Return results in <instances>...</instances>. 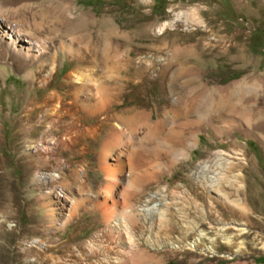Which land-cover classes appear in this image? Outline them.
<instances>
[{
	"label": "rangeland",
	"instance_id": "rangeland-1",
	"mask_svg": "<svg viewBox=\"0 0 264 264\" xmlns=\"http://www.w3.org/2000/svg\"><path fill=\"white\" fill-rule=\"evenodd\" d=\"M131 10L135 13L132 17L127 13ZM207 11L211 14L207 15ZM0 16L19 28L23 37L54 39L58 44L73 36L76 45L87 52L116 55L118 62L108 66L112 77L126 68L128 53L127 64L134 62L135 51L152 55L161 75L155 79L163 81L170 95L190 92L192 100L199 98L205 103L202 117L190 113L184 127L165 123L163 132L173 127L182 131L181 143L167 148L160 145L159 136L154 141L159 143L157 151L142 152L138 171L142 176L151 174L154 178L150 182L145 184L132 172L128 185L123 182L115 187L117 191L128 190L133 205L144 202L147 194L167 187L171 210L163 226L155 229L158 238L173 240L180 234L171 227L179 213L191 226H198L201 238L195 239L196 231L186 239L184 247L156 243L158 250H148L143 261L132 257L118 264H264V0H0ZM201 16H205L204 22L197 21ZM136 21L144 23L142 37H134L123 27ZM35 22H41V30ZM163 23L166 26L158 30ZM3 46L0 43V264H80L86 258L96 264L104 252L115 256L113 243L105 238L95 241L94 249L86 255L76 252L81 240L103 227L99 212L90 205L85 210L81 208L64 228L49 232L51 219L57 225L60 213L53 211L51 216L47 212V202L54 199L56 192L44 184L38 172L54 163H41L42 158L33 151L37 140L16 132L13 120L23 115L22 95L28 84L24 66L16 54L8 56ZM60 53L56 61L59 71L51 86L58 87L64 95L68 87L60 85L72 63L61 49ZM171 53L173 59L169 58ZM111 80L109 86L116 88V81ZM157 85L155 97L162 98V85ZM36 92L39 98L45 93ZM65 95L69 99L68 92ZM128 99L124 106L129 104ZM149 108L140 111L145 114ZM39 115L40 109H36L29 119V124L41 125L34 132L37 137L42 136L46 125ZM152 118L183 120L172 107L154 110ZM96 121L90 119L87 123ZM111 135V126L105 125L97 141H86V150H80L83 146L79 144L70 167L64 169L68 173L66 180L73 183L69 170L83 167L88 171L90 191L101 192L104 175L97 152ZM194 136L198 138L197 145L189 148ZM217 150L230 156L231 166L221 182L227 201L208 197L188 173L193 162L207 159L210 152ZM211 219L217 223H210ZM141 229L146 231L145 226L140 225L138 230ZM141 242L147 245L144 237Z\"/></svg>",
	"mask_w": 264,
	"mask_h": 264
},
{
	"label": "bare ground",
	"instance_id": "bare-ground-1",
	"mask_svg": "<svg viewBox=\"0 0 264 264\" xmlns=\"http://www.w3.org/2000/svg\"><path fill=\"white\" fill-rule=\"evenodd\" d=\"M133 12L131 10V12L127 13H130L128 15L132 17L135 14ZM206 13L207 15L211 14L208 11ZM204 17H199L197 21L204 22ZM211 19L215 20L216 17ZM205 20L207 19L205 18ZM64 21L66 20L64 19ZM136 22L130 25H123V27L124 29L127 27V31L135 35L134 37L145 35L142 26L144 23ZM38 23L35 22L37 27L40 26ZM164 25L165 23L160 24L158 30H161ZM22 27L25 28L24 25ZM29 27L27 28L30 29L31 27ZM17 29L0 16V43L4 45L3 48L8 52V56L16 54L21 66H24V78H26L25 81L28 84L26 93L22 95L24 102L23 115L15 116L13 124H15L18 134L22 133L29 139L37 140L36 143H33V151L40 155L42 158L41 163H50V161L54 163V166L38 172L44 184L56 192L54 199L47 202V212L51 216L53 211L60 213L57 225L51 219L53 223L49 227V232L57 230L59 227L64 228L73 218L77 217L81 208L85 210L90 205L92 210L99 212L103 227L87 240H81L75 248L76 252L86 255L87 252H92L94 249L95 241L105 238L113 243L116 253L115 256H111L104 252L103 257L96 264H118L126 262L132 257L143 261L148 250H158L159 246L156 249L154 247L156 243L167 244L171 247H174L175 243H177L178 246L184 247L183 243L186 244V239L196 231L198 233L195 239L199 240L202 232L198 230V226H191L189 220L185 219V216L180 213L179 215L177 214V219L172 220L171 226L179 230L178 238L174 236L173 240L165 241L158 238L155 229L163 226V220L168 211L171 210L168 206L170 195L167 187L147 194L144 202L136 205L131 204L130 200L132 198L128 190L117 191L115 187L118 188L123 182L128 185L132 181L128 179L132 172L136 177L142 178L145 184L149 179L154 178L151 174L142 176L138 171L142 152L157 151L159 143H154V141H157L159 136L161 138L160 145L163 144L167 148L173 147L174 144L181 140L182 131L173 130V127V129H170L171 131L169 130L170 132H163L166 127L165 123L179 128L188 124L187 116L192 112L196 113L199 118L200 116L202 117L205 111L204 101L199 98V100H192L190 92L182 96L170 95L168 93L169 90L163 87V81L155 79L161 75L158 72L159 64H155V59L152 55L135 51L132 53L134 62L127 64L130 60V54L126 53V68L121 70L117 76L114 75L115 77H112L108 71V66L111 63L118 62L116 55L110 54L108 51L100 53L87 52L84 48L76 45L74 38H72L73 36L57 44L54 39L47 38L49 40L46 41L23 37L20 33L21 31L19 30V32ZM37 29H40V27ZM146 31L145 33L148 32ZM88 43L90 44V42ZM59 48L72 63L69 71L63 76L60 85L68 87L64 95L68 92L69 99L64 97L58 87L51 86L56 81L59 71V66L56 64L60 53ZM173 57V53H171L169 58L173 59ZM111 78L116 81V88L109 86L112 81ZM159 83L162 85L160 92L164 94L162 98L155 97L156 85H159ZM37 90L45 91L41 98L38 97ZM128 97L129 104L124 106L125 99ZM147 107H150L149 112L144 114L140 111L144 108L147 109ZM165 107L175 108L176 116H182L183 120L176 121L172 119L165 120L166 122L162 119L153 120V111ZM36 109H40V115L38 116L40 121L46 123L40 137H37L34 132L39 130L41 125L29 124V119ZM118 111L127 112L128 115L118 113ZM173 118L175 117L173 116ZM90 119H97V121L95 123H87V120ZM105 125L111 126L112 135L97 152V161L104 175V184L101 192H93L90 191L91 188L88 186L87 170L83 167L80 168L82 172L77 169H70L69 173L73 180V183H71L66 180L68 173L66 174L64 169L65 167H70L71 159L78 153V145L81 144L83 146L80 150H86L85 146L88 145L86 141L88 139L94 142L97 141L102 127ZM56 131H59L60 134H56ZM192 138V142L188 145L189 148L197 145L198 138L195 136ZM230 163L229 153L226 154L225 151L217 150L210 152L207 159L193 162L188 173L204 189L208 197L222 198L227 201L223 189H221V182L231 166ZM161 197L163 201L156 200ZM169 213L172 214L171 212ZM204 220L202 219V221ZM220 220L222 221L221 218ZM210 223L215 224L217 221L211 219ZM140 225L146 227L145 232L142 229L141 231L138 230ZM229 227L231 228V226ZM143 237L147 244L146 246H143L141 242ZM37 243L40 247L45 248L43 243L40 244L38 240ZM103 250L105 251V249ZM34 258L40 260L39 256H34ZM86 260L87 258L83 259L80 264H92Z\"/></svg>",
	"mask_w": 264,
	"mask_h": 264
}]
</instances>
